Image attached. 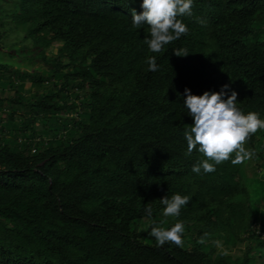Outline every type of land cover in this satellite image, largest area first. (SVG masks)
<instances>
[{"label": "trees", "instance_id": "1", "mask_svg": "<svg viewBox=\"0 0 264 264\" xmlns=\"http://www.w3.org/2000/svg\"><path fill=\"white\" fill-rule=\"evenodd\" d=\"M140 2L13 0L46 67L0 63V264H264V174L252 198L236 151L192 172L205 157L185 155L182 106L185 87L227 85L264 119V0H193L188 32L158 52L131 23ZM243 143L264 167V129ZM174 194L190 199L165 217ZM178 221L181 243L157 244L151 227Z\"/></svg>", "mask_w": 264, "mask_h": 264}, {"label": "clouds", "instance_id": "2", "mask_svg": "<svg viewBox=\"0 0 264 264\" xmlns=\"http://www.w3.org/2000/svg\"><path fill=\"white\" fill-rule=\"evenodd\" d=\"M192 4L193 0H141L142 10L139 13L131 10V23L136 28L148 25L150 38L145 42L152 52H158L188 32V27L178 17L191 15ZM180 52L184 53L183 56L188 55L186 49H178L174 54L181 56ZM147 63L149 70L157 69L155 57H149ZM227 88L224 85L220 91L206 90L200 95L192 94L187 87L184 89L182 106L193 121L183 132L187 146L185 155H190L195 149L205 157L192 166L194 173L214 171L215 165L228 160L234 151V162L249 158L252 153L245 149L243 142L258 129H264V119L259 118L256 112L243 113L236 106L237 93L231 91L229 94ZM189 199V196L180 194L162 197L160 201L165 205L163 216H179L181 207ZM145 211L149 217L152 215L151 208ZM183 229V223L178 221L169 228L152 226L150 234L159 245L166 241L179 245Z\"/></svg>", "mask_w": 264, "mask_h": 264}, {"label": "rangeland", "instance_id": "3", "mask_svg": "<svg viewBox=\"0 0 264 264\" xmlns=\"http://www.w3.org/2000/svg\"><path fill=\"white\" fill-rule=\"evenodd\" d=\"M14 8L13 0H0V63H6L12 68L19 71H37V69L46 67L44 63L37 58L40 48L31 46L29 40H24L22 29L16 28L9 18V11ZM56 53V45L46 50L45 55L49 59L51 55ZM24 90L30 92L31 84L29 79L24 80ZM263 143V140L261 139ZM245 149L252 153L249 158L243 159L245 176V185L250 193L255 186L254 181L261 179L264 174L262 161L258 159L253 150ZM254 197L253 193L250 195Z\"/></svg>", "mask_w": 264, "mask_h": 264}, {"label": "built area", "instance_id": "4", "mask_svg": "<svg viewBox=\"0 0 264 264\" xmlns=\"http://www.w3.org/2000/svg\"><path fill=\"white\" fill-rule=\"evenodd\" d=\"M255 228V227H254ZM256 228H258V226H256ZM257 234H259L261 237L264 236V234L262 232H260L259 230L256 231Z\"/></svg>", "mask_w": 264, "mask_h": 264}]
</instances>
